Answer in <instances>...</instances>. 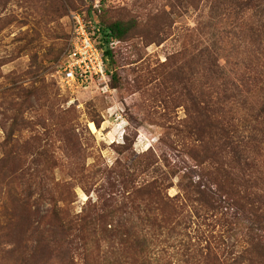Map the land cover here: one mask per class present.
Instances as JSON below:
<instances>
[{
    "label": "rangeland",
    "instance_id": "rangeland-1",
    "mask_svg": "<svg viewBox=\"0 0 264 264\" xmlns=\"http://www.w3.org/2000/svg\"><path fill=\"white\" fill-rule=\"evenodd\" d=\"M89 13L130 28L116 79L62 92L74 16L90 22ZM208 15L207 0H0V264H82L85 254L89 264L190 262L200 222L181 243L144 213L184 197L174 171L206 180L190 133V88L207 80L190 62L193 40L226 31L231 62L241 48L237 29L222 20L211 32ZM56 213L82 230L72 251Z\"/></svg>",
    "mask_w": 264,
    "mask_h": 264
},
{
    "label": "trees",
    "instance_id": "trees-1",
    "mask_svg": "<svg viewBox=\"0 0 264 264\" xmlns=\"http://www.w3.org/2000/svg\"><path fill=\"white\" fill-rule=\"evenodd\" d=\"M201 1L196 0V5ZM207 1L210 31L226 20L239 32L241 48L237 53L239 62H231L232 54L226 58L220 48L225 42H229L226 50L233 44L226 31L214 40L208 38L205 44L198 38L193 40L190 62L205 69L207 80L204 88L198 81L190 88L196 114L190 133L205 159L206 180L195 181L188 174L174 171L172 175H180L185 184L184 197H168L164 203L171 210L159 215L146 203L150 208L144 219L152 226L177 233L181 243L189 237V229L200 222L193 254L185 264H264V0ZM89 17L107 77L116 79L115 49L130 28L121 20L108 23L91 13ZM199 29L197 25L192 36L200 37L202 33H196ZM148 186L156 189L158 182ZM55 217L56 228L72 251L74 237L82 230L67 216L61 218L56 213ZM121 251L122 245L116 253ZM133 263L123 257L110 262ZM70 264L77 263L70 260ZM82 264H89L87 254Z\"/></svg>",
    "mask_w": 264,
    "mask_h": 264
},
{
    "label": "built area",
    "instance_id": "built-area-1",
    "mask_svg": "<svg viewBox=\"0 0 264 264\" xmlns=\"http://www.w3.org/2000/svg\"><path fill=\"white\" fill-rule=\"evenodd\" d=\"M94 26L79 14L74 16L70 48L60 65L57 83L62 92L86 88L94 79L106 80L104 60L94 37ZM116 43H111L115 45Z\"/></svg>",
    "mask_w": 264,
    "mask_h": 264
},
{
    "label": "bare ground",
    "instance_id": "bare-ground-1",
    "mask_svg": "<svg viewBox=\"0 0 264 264\" xmlns=\"http://www.w3.org/2000/svg\"><path fill=\"white\" fill-rule=\"evenodd\" d=\"M91 128H92L93 130H96V127H95L94 124H91Z\"/></svg>",
    "mask_w": 264,
    "mask_h": 264
}]
</instances>
